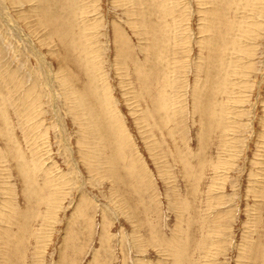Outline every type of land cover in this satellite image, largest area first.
<instances>
[{
  "label": "rangeland",
  "instance_id": "rangeland-1",
  "mask_svg": "<svg viewBox=\"0 0 264 264\" xmlns=\"http://www.w3.org/2000/svg\"><path fill=\"white\" fill-rule=\"evenodd\" d=\"M0 264H264V0H0Z\"/></svg>",
  "mask_w": 264,
  "mask_h": 264
},
{
  "label": "bare ground",
  "instance_id": "bare-ground-1",
  "mask_svg": "<svg viewBox=\"0 0 264 264\" xmlns=\"http://www.w3.org/2000/svg\"><path fill=\"white\" fill-rule=\"evenodd\" d=\"M146 11V10H145ZM149 11H150V9H149ZM119 36L122 38V34H121V32H119L117 35L115 34V38L117 39L118 38V40H120L119 39ZM204 116V115H203ZM206 116H207V114H206ZM113 162V161H112Z\"/></svg>",
  "mask_w": 264,
  "mask_h": 264
}]
</instances>
